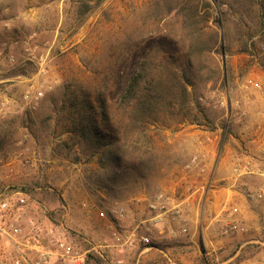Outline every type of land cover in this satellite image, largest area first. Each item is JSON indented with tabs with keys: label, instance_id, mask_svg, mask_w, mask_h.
Returning a JSON list of instances; mask_svg holds the SVG:
<instances>
[{
	"label": "rangeland",
	"instance_id": "obj_1",
	"mask_svg": "<svg viewBox=\"0 0 264 264\" xmlns=\"http://www.w3.org/2000/svg\"><path fill=\"white\" fill-rule=\"evenodd\" d=\"M154 54L186 105L126 132L114 108ZM96 100L106 117L82 109ZM85 113L100 145L81 135ZM120 144L122 168L106 158ZM3 185L68 228L83 264H264V0H0ZM230 219L244 230L224 234Z\"/></svg>",
	"mask_w": 264,
	"mask_h": 264
},
{
	"label": "built area",
	"instance_id": "obj_2",
	"mask_svg": "<svg viewBox=\"0 0 264 264\" xmlns=\"http://www.w3.org/2000/svg\"><path fill=\"white\" fill-rule=\"evenodd\" d=\"M24 98L29 99V95ZM40 208L25 188L0 186V264H83L88 250L79 252L71 231L48 220ZM100 216L105 217L102 212ZM242 230L244 227L233 219L223 227L224 234ZM122 233L128 237L123 243L132 244L136 239L150 243L148 236H138L136 230ZM119 235L116 233L118 240ZM98 253L104 258L103 252Z\"/></svg>",
	"mask_w": 264,
	"mask_h": 264
},
{
	"label": "trees",
	"instance_id": "obj_3",
	"mask_svg": "<svg viewBox=\"0 0 264 264\" xmlns=\"http://www.w3.org/2000/svg\"><path fill=\"white\" fill-rule=\"evenodd\" d=\"M194 32L195 30H190V36H193ZM203 50L204 46L196 44L189 49L188 54L192 56L194 51L202 53ZM158 54H154L153 59L142 58L136 73L130 77L118 105L114 108L118 114V119L127 122L124 126L126 132L135 129L139 131L140 135H147V125L155 121L164 107L168 106L170 108L167 111H173L175 103H178L177 111H182L186 105L187 89L185 83L180 80L175 70L169 68L165 58ZM81 105L82 109L84 108L89 113L100 114L102 117H106L109 108L104 101H98L96 105L84 101ZM80 123L81 135L83 137H87V135L89 137L90 135L94 138V144L100 145L101 126L91 121L90 114L86 113L81 116ZM107 131H111V128ZM142 147L143 149L134 145L135 150L139 149L141 151V156L148 154V146L143 144ZM126 151L124 144L116 145L106 151V158L111 165L122 168L128 165V163H125L127 162L124 155ZM128 157L134 156L129 155Z\"/></svg>",
	"mask_w": 264,
	"mask_h": 264
},
{
	"label": "crops",
	"instance_id": "obj_4",
	"mask_svg": "<svg viewBox=\"0 0 264 264\" xmlns=\"http://www.w3.org/2000/svg\"><path fill=\"white\" fill-rule=\"evenodd\" d=\"M7 74H13V73H8L7 72ZM12 78H14V79H16L17 77H18V73L17 74H14V75H10ZM16 80H18V79H16ZM3 93H4V91H3ZM5 94V96H7L6 95V93H4ZM4 96V95H3ZM217 159V158H216ZM215 159V170L213 171L214 172V176H216L215 175V173H217V171L219 170V168H220V163H221V158L219 159V161H218V163H216L217 162V160ZM214 178H216V177H214ZM214 195H215V193H214ZM229 198V197H228ZM227 198V199H228ZM223 200H226V199H223ZM249 216H251V217H255L256 216V214H257V212H258V210H257V206L253 203V202H251V203H249ZM254 213V214H253Z\"/></svg>",
	"mask_w": 264,
	"mask_h": 264
}]
</instances>
